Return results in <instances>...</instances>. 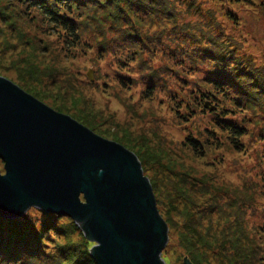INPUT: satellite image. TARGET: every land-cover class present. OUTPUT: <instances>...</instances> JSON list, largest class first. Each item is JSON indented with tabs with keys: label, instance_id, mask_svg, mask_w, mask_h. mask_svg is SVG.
<instances>
[{
	"label": "rangeland",
	"instance_id": "1",
	"mask_svg": "<svg viewBox=\"0 0 264 264\" xmlns=\"http://www.w3.org/2000/svg\"><path fill=\"white\" fill-rule=\"evenodd\" d=\"M162 5L165 8L158 6L152 14L140 13L149 17L141 19V24L131 13L136 24L149 32L150 40L146 47L132 44L136 53L121 63L119 58L123 59L122 53L130 43L123 46L124 41L109 29L104 32L108 34L104 39L102 32L108 23L101 5L89 6L98 17L88 16L81 22L79 43L68 48L63 35L38 21L37 16L29 18L22 8L0 0V11L5 14L0 13V76L137 156L168 228L161 252L166 264H186L185 255L190 264H249L241 261L230 241L228 253L209 254L210 246L226 245L229 237L220 226L198 220L200 214L204 215L201 211L209 210V204L213 209L224 207L225 189L235 195L237 206L244 208L248 236L252 239L244 248L260 245L255 262L264 264V233L255 231L264 223V179L259 175L264 173V164H257L264 149L260 138L264 134L263 102L259 100L253 106L246 105L242 112L237 111L235 117L247 127V133L240 140L242 148L233 149L226 134L214 128L207 108L183 114L181 103L188 99L189 88H196V84L187 83L208 85L197 78L201 75L195 66L198 61L186 57L185 67L181 68L170 60L169 51L173 43H187V49L194 50L198 44L223 41L264 67V0H164ZM106 44L110 46L108 51ZM145 57L151 58V66L160 70L161 81L150 77L151 69L139 68ZM207 129L215 131L212 141L208 140ZM186 135L207 146L206 155H193L184 143ZM192 181L197 185L205 182L208 192L194 190L192 184L191 191ZM216 187L215 195H211ZM177 189H185L189 201L183 193H176ZM247 193L254 196L251 205L244 203ZM228 197L234 198L231 194ZM38 211L46 212L31 205L23 215L33 217L39 215ZM213 214L214 220L217 214ZM57 215L77 224L67 214ZM77 226L81 233L77 232L74 238L85 237L91 248L95 241Z\"/></svg>",
	"mask_w": 264,
	"mask_h": 264
},
{
	"label": "water",
	"instance_id": "2",
	"mask_svg": "<svg viewBox=\"0 0 264 264\" xmlns=\"http://www.w3.org/2000/svg\"><path fill=\"white\" fill-rule=\"evenodd\" d=\"M31 205L72 217L97 264H166L168 228L137 156L0 76V216Z\"/></svg>",
	"mask_w": 264,
	"mask_h": 264
},
{
	"label": "trees",
	"instance_id": "3",
	"mask_svg": "<svg viewBox=\"0 0 264 264\" xmlns=\"http://www.w3.org/2000/svg\"><path fill=\"white\" fill-rule=\"evenodd\" d=\"M163 1L8 0V4L13 7L17 6L19 9L22 8L24 14L29 18L31 16H37L39 18L38 21H44L46 25L56 30L59 35H63V40L67 43L68 48L79 43V25L81 22L88 16L93 18L98 17L95 13L91 12L94 9L89 8V6L92 4L95 6L101 5L102 8H105L106 14L104 17L108 23L107 27H104L106 29L103 30L102 34L104 35L107 29L113 30L111 34L120 38L121 41H124L123 46L126 43H130L126 52L122 53L124 55L122 57L123 59L119 58V62L124 63L131 58L130 56L133 53H136L132 51V44L133 46L139 45V47H146V41L148 39L150 40L149 32H144L142 26L136 24L133 16L141 24V19H147L149 17L145 18L140 13L150 12L152 14V10L158 8V6L159 9L165 8L166 5H162ZM0 13L5 15L2 11ZM131 13H133V16H131ZM154 17L150 18L153 19ZM107 35L105 34L103 36L104 39L105 37L107 39ZM154 37L158 38V36ZM188 45L187 43H179V45L173 43V46L169 47V51L173 56H171L172 59L170 58V60H173L181 68L185 67L183 62L186 57L198 61L195 66L200 69L202 76L200 75L197 78L208 86L201 85L200 82L197 83L196 81L187 83L190 86L196 84V88H189L188 99L181 103L185 109L183 114L192 113L199 108L200 110H204L205 104H208L209 108L216 107L214 110H209L214 128L226 134V138L229 140L233 149L240 150L243 146L240 140L246 135L247 127L241 122H238L235 115L238 110L242 112L246 105L253 106L259 100L263 102L262 106L264 107V67L249 59L248 56L237 53L235 46H229L223 41H210L203 45L198 44L197 49L191 50V48H188L191 51H187ZM106 47L108 51L110 46L106 44ZM179 55L181 59H178ZM126 56L128 57L125 58ZM151 60V58L145 57L141 61V64H139V68L151 69L150 77L161 81V72L151 66ZM145 75L147 74L145 73ZM180 116L184 117V115ZM214 133L215 131L213 129H207V134L210 135H208V140L210 139L212 141V138H216L212 136ZM260 138L264 141V134ZM184 143L190 148L193 155L197 157L206 155L205 147L207 148V146L203 145V143L191 135L184 137ZM205 143H207V140ZM258 152L260 151L258 150ZM262 152L263 156H258L257 164H264V149ZM263 174L259 173L261 180L264 179ZM188 181L190 180L186 179V182ZM186 182L184 186L188 185ZM191 184L195 187L197 185L195 181H192L189 187L191 191L194 188V190H198L199 192H208V187H206L205 182H201V185H197V188H192ZM185 188L187 189V187ZM213 189L214 191H212L211 195H215L217 187ZM175 192L183 193L184 197L189 201L190 196H187L185 189H177ZM228 194L233 195V200L228 197ZM224 195L226 202L223 203V208L213 209V205L209 204V210L207 212L201 211L206 216L200 214V218H198L203 224L205 220H208L210 222L209 225L214 223L216 227L220 226L221 232H225V235L229 237L226 245L218 246L213 244V246H210L208 250L209 254L215 255L217 253L221 256L220 253L222 252L228 253L230 241L233 245L232 250L235 253H240L239 257L241 261L245 260L249 264H256L255 261L259 254L260 245H258V248L254 246L253 248H244L246 243L252 240L248 236L249 231L246 227L247 221L244 216V208L237 206L235 195L229 192V190L225 189ZM253 201L254 196L249 197V193L245 194L244 203L246 205H251ZM38 213L39 215L34 214L33 217L27 214H22L14 218L0 216V264L95 263L89 251L90 245L88 240L85 237L80 239L74 238L77 232H80L77 224L70 222L66 217L64 218L54 213L39 211ZM213 213L217 214L214 220ZM259 225L257 226L258 228H255V231L264 233V223ZM196 226L199 225L197 224ZM207 234L210 235L209 232ZM58 238H61L63 241L56 240ZM237 262L236 260L235 263Z\"/></svg>",
	"mask_w": 264,
	"mask_h": 264
},
{
	"label": "bare ground",
	"instance_id": "4",
	"mask_svg": "<svg viewBox=\"0 0 264 264\" xmlns=\"http://www.w3.org/2000/svg\"><path fill=\"white\" fill-rule=\"evenodd\" d=\"M3 214V213H2ZM2 217H4V216H2Z\"/></svg>",
	"mask_w": 264,
	"mask_h": 264
}]
</instances>
